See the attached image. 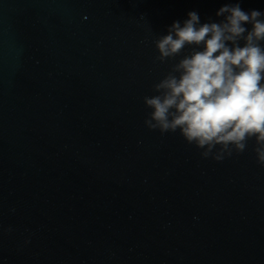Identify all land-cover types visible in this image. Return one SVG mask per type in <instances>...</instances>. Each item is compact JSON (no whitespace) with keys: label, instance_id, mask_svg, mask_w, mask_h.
<instances>
[{"label":"water","instance_id":"95a60500","mask_svg":"<svg viewBox=\"0 0 264 264\" xmlns=\"http://www.w3.org/2000/svg\"><path fill=\"white\" fill-rule=\"evenodd\" d=\"M227 2L0 0V264H264L255 142L217 163L144 124L155 40Z\"/></svg>","mask_w":264,"mask_h":264},{"label":"clouds","instance_id":"9594fccd","mask_svg":"<svg viewBox=\"0 0 264 264\" xmlns=\"http://www.w3.org/2000/svg\"><path fill=\"white\" fill-rule=\"evenodd\" d=\"M215 15L202 23L190 11L155 40L156 60L177 62L144 97V124L161 136L179 132L217 163L254 141L264 168V11L230 0Z\"/></svg>","mask_w":264,"mask_h":264}]
</instances>
